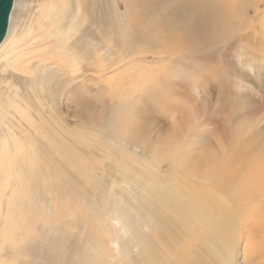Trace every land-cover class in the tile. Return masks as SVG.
<instances>
[{
    "label": "bare ground",
    "instance_id": "bare-ground-1",
    "mask_svg": "<svg viewBox=\"0 0 264 264\" xmlns=\"http://www.w3.org/2000/svg\"><path fill=\"white\" fill-rule=\"evenodd\" d=\"M246 5L245 0H15L0 50L26 22L37 25L33 37L39 46L24 53L31 63L29 75L18 74L20 60L0 56V264H43L45 250L54 245L44 247L45 241L67 227L65 219L63 226L45 225V208L52 210L56 197L72 201L78 195L94 208L105 196L108 204L99 209L109 210L111 222L119 226L120 250L132 264H227L237 239L245 241L248 263L264 264V137L231 135L232 142L220 150L190 153L196 144L190 128L195 118L186 116L171 134H160L162 143L160 138L158 144L149 142L151 117L157 112L176 107L191 115L201 111L194 96L185 102L177 93L175 85L187 82L176 83L180 69H192L187 84L197 83L203 90L209 85L205 82L223 76L218 67L199 69L194 60H178L219 46L234 30L230 11L243 12ZM110 46L117 52L126 47L131 56L143 50L145 60L155 54L157 62L134 61L128 66L133 79L112 82L109 92L104 86L96 91L93 79L104 78L121 61L108 59ZM77 127L87 133L79 138L85 149L77 146ZM124 145L160 166L172 158L170 169L162 171L169 181L154 184L119 163L114 155L129 152ZM91 147L115 159L104 165L105 177L89 171L82 160L86 154L99 161ZM117 166L135 187L129 189L133 200L119 190V197L108 196L113 189L109 177ZM179 168L199 181H180ZM79 169L85 171L83 179L77 177ZM86 185L97 188L99 198L90 199ZM156 238L167 250L182 242L186 253L173 262L159 253ZM47 263L62 262L54 255Z\"/></svg>",
    "mask_w": 264,
    "mask_h": 264
},
{
    "label": "rangeland",
    "instance_id": "rangeland-1",
    "mask_svg": "<svg viewBox=\"0 0 264 264\" xmlns=\"http://www.w3.org/2000/svg\"><path fill=\"white\" fill-rule=\"evenodd\" d=\"M224 1L226 3H229V0L227 1L224 0ZM245 2L247 3V5L246 8L243 10V12L239 10L230 11L231 13L230 19L234 24V30L233 32H231L228 38L222 41V43L219 46L204 54H196V55L188 54V56L187 54H185L183 59L178 60L180 62H184V60L185 62L186 61L190 62L194 60L195 63L198 62L197 64L203 67V68L199 67V69H205V68L207 69L208 65L209 68L210 67L212 68L214 66L218 67L219 68L218 70H220V73L223 76L222 80L218 75L215 79L213 78L210 79V81H207L208 83L205 82L206 84L209 85H207L206 89L203 90L200 88V86L197 83L193 82L187 84L188 81H191L188 79V77L190 78L189 75L192 72V69L188 67H187L188 69L187 68H182V70L180 69L181 75L180 73H178L179 77L178 75L177 77H175V79L177 80L176 83H180L181 80L186 82V79L184 80V78H187V82L185 86L182 85L180 86L177 84L175 85L177 93H181V96L183 100H185V102H189L190 101L189 97L194 96L193 98H195V101L194 100L192 101L196 103H200L202 105L201 111L197 110L196 113L195 110L194 112H192L193 115H191V113H189V109L185 110V107H181V108L176 107V108H172L170 111L168 110V112L167 110L157 112L155 115H152L150 122L152 124L150 128L152 132L150 134V138L153 141L150 138H147L146 139L147 141H149L150 139L149 141L150 143L158 144L157 142L159 141L160 134L161 135H163V133H165V135L171 134L172 126L176 122L181 120L182 117H186V116H188L187 118H190L191 116H194L195 118V123L194 125L190 126V128H191V133H194L196 144H194L191 147L192 151L190 153H192L193 150L196 153L200 152V154L202 152H207V150H220L224 148L226 144L232 142L230 137L231 135L233 136V138H249L250 140H254L255 137L257 136L262 138L264 137V31H263L264 30V25H263L264 0H245ZM26 23L28 24H23L22 25L23 27L21 26L19 30L14 29L13 34H10L9 36L10 42L7 41L8 43H5L6 45L4 44V46L1 48L0 56L2 59L9 57L12 60H16V59L20 60V63H17L16 65V68L19 72L18 74L28 73L29 75L31 73L30 72L31 63L29 62L30 59L28 61L26 60L27 56L24 53H26V51L30 50L31 48L32 49L38 48L39 43H37V41L33 37L38 30L37 25L34 23L31 24L32 22H26ZM15 38L17 39V41H19L18 43ZM128 52L129 50L126 47H123L122 51L119 50L118 48V52L117 50H115V48L112 49L111 46L109 47L107 53L108 59L117 60L118 59L117 57H119L121 58L120 59L121 61L118 63L116 62L113 66L108 68L107 74L104 76V78L97 79L96 77L93 79L94 81L92 82L94 83L96 81L95 85H97L96 88H98L96 89V91L100 89L99 87L104 86L103 90L105 92H109L111 86L110 84L112 82L114 83L118 81L125 82L127 78L133 79L131 76L132 70L128 66H133L134 64H132V62L134 61L145 60L144 59L145 56L142 53L143 50L141 54L139 55L137 54L135 56L129 55ZM15 54L17 56H15ZM153 56H154L153 60L146 59L148 60L147 62L151 63L154 61L156 63L157 57L155 56V54ZM34 58H36V54L34 55ZM202 61H204V63H202ZM201 63L205 65H202ZM12 67L13 66H11V68ZM127 68L128 71H126ZM7 69H10V66ZM180 77L181 79L179 80ZM132 84H134V82ZM188 86L190 87V89L188 88ZM127 89H129V87ZM108 97L109 95H107V98ZM153 126L154 127L156 126V128H154ZM192 127L194 130L192 129ZM95 128L97 129L98 127ZM155 131H158L159 133L158 132L155 133ZM76 133L78 134V137L76 139L77 146H80V148H84V149L87 148V144L79 139L80 136L86 138L85 135L87 133L85 132V129L77 127ZM161 140L162 139L160 138L159 143H162ZM124 148L127 149V151L129 152H124V153L117 152L114 155V157L117 159V161H119V163L122 162L125 165L127 164V166L132 168L134 171L138 172L145 179L147 178L149 181H152V183L154 184H158V179L164 182L169 181L168 176L163 175L162 171L165 170L167 171L168 169H170V164L173 161L172 158L169 157L168 159L165 160V163L161 164L162 166H160L159 163L156 162V160L151 159L152 157L148 155H144L142 153L143 151L141 150L134 151L133 149L130 148L128 149L125 145ZM91 150L95 153L99 161L95 162V160L89 158L85 154L84 156L82 155L83 162L85 164H88V166H90L89 171L91 169H94L95 172H99L101 175H104L105 177L106 169L104 165L108 162L114 161L115 159L103 156L98 150H94V148L92 147ZM145 158L147 159L145 160ZM146 162H148L149 164ZM151 164L157 166L159 170L156 169ZM145 167H147L146 168L147 170L151 171L150 175L143 169ZM133 170H131L130 172L131 174L133 173ZM75 172L77 174V177H80L81 179H83L84 176L86 175L84 174L85 171H82V169H79ZM80 173L82 175H80ZM121 177L124 178V180ZM178 177L180 181L184 180L185 178H188L194 182L199 181L195 177H192L190 174H187L184 170L180 168L178 169ZM109 178H110L109 180L113 185V189H111L112 191L107 192L110 198L112 197L114 198L115 194L117 195V197H119V194L116 190H119L124 195L126 194V196L129 195L131 197L130 194H132L133 196L132 188L135 189V187L130 180H127L126 173H124L123 170L120 169V166H117V171L114 173L112 177ZM85 188L89 190L88 193L90 199L93 198L95 199L97 198V196L99 198L97 188H94L91 185H86ZM224 194L226 195L227 193L225 192ZM78 196H74V200L72 201L66 198L64 201H62L59 197H56L55 198L56 203L55 205L52 204L53 205L52 210H50L49 208H45V214L43 215V222L45 225L49 223L53 227L54 226L59 227L57 226L58 224H61L63 226L64 225L63 220L65 219L67 220L65 226H67L68 228L65 226H64L65 229L63 230L59 228L62 231V233L59 232L58 234H56V236L53 235L52 239H50L51 238L50 237L49 239L51 240V243L50 240L45 241L44 247L48 245V244L46 245V243L51 244V246L54 243V245L53 248H49L45 250L46 252H44L43 254L44 256H42V258H44L43 260L45 259L47 260H45L44 262L42 260L43 264L44 263L48 264L47 262H49V259L51 260L54 255L55 257L58 256V258H60L62 262L61 264H67V261L63 263V261L66 260V258L70 259L69 264H108V263L125 264V262H127L126 264H132L129 262V259L125 256L126 254L124 253V251L122 252V250H120L119 241H121V239L119 236H117L118 234L117 232L119 231L118 230L119 226L111 222L112 221L110 220L111 218L108 217L110 216V213L107 212L109 210L104 209L106 212H104V210H102L103 211L102 212L99 209L101 206L105 207L106 206L105 204H108V202L106 203L105 201V196L99 198L101 204L98 205H100V207H95V208L93 205L90 206L89 201L91 200L86 199V203H85L83 202L85 199H82L81 197ZM76 197L78 198V200ZM79 198L82 201H79L80 200ZM260 201L262 202V203L260 202V204L264 205L263 203L264 198ZM55 212L57 213V217L54 214ZM66 212L67 213L69 212L68 215ZM97 214L98 217L100 216L99 217L100 220L97 217ZM109 221L111 222V224ZM54 222H56L57 224H55ZM111 226H113L114 229H112ZM69 229L70 230L72 229L73 231L71 230L72 231L71 232ZM152 232L155 234V231L152 230ZM60 233L63 236L61 235L60 237ZM70 233L71 236L68 237ZM112 233H114V235ZM73 234L78 237H75ZM66 237H68L67 238L68 240L66 239ZM110 238L113 239L110 240ZM128 238H130V236H128ZM156 240L159 244V250H158L159 253H163V255L171 258L173 262H176L180 255L186 253L183 250L182 242L177 243L178 245L175 244L172 250H167L159 238L158 239L156 238ZM65 241L67 243H65ZM73 242L75 246L74 249H71L73 248V246L71 247V245H73L72 244ZM244 243L245 241L243 239H237V241L233 243L234 245L232 244L233 247L231 248L232 257L230 256L231 259L230 258L228 259L227 264L254 263V260H251L253 262L248 263L249 259L246 258V254L244 251V247H245ZM87 244L90 246H87ZM118 249L120 250V252Z\"/></svg>",
    "mask_w": 264,
    "mask_h": 264
},
{
    "label": "water",
    "instance_id": "water-1",
    "mask_svg": "<svg viewBox=\"0 0 264 264\" xmlns=\"http://www.w3.org/2000/svg\"><path fill=\"white\" fill-rule=\"evenodd\" d=\"M15 0H0V44L5 39Z\"/></svg>",
    "mask_w": 264,
    "mask_h": 264
}]
</instances>
